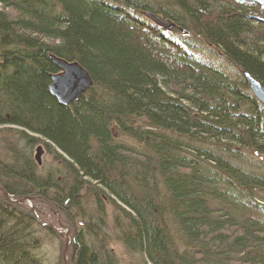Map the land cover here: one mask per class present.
I'll return each mask as SVG.
<instances>
[{"label":"trees","instance_id":"obj_1","mask_svg":"<svg viewBox=\"0 0 264 264\" xmlns=\"http://www.w3.org/2000/svg\"><path fill=\"white\" fill-rule=\"evenodd\" d=\"M160 3H166L159 10L174 21L179 39L197 41L182 69L153 58L121 10ZM260 42L264 0H0V185L18 196H38L33 202L39 218L59 211L55 216L70 226L75 240L66 252L70 264H119L115 253L104 252L106 229L125 220L137 224L138 243L148 251L138 264H264V105L241 74L249 72L264 89ZM198 44L220 63L199 60ZM47 50L82 64L99 91L92 86L76 102L59 103L48 89L57 69ZM128 111L140 112L149 126L143 138L155 151L145 159L156 172L173 175L168 183L157 175L143 184L139 168L129 169L123 141L110 135L112 116L122 115L116 121L119 138L136 125ZM32 133L59 146L53 159L76 183L83 176L96 180L95 197L90 187L74 184L79 194L87 188L85 198L65 201L71 186L56 172L42 181L44 172L33 166ZM222 149L228 157L218 155ZM101 194L116 201H102ZM235 196L239 209L232 215L220 201ZM78 208L94 226L86 250L76 237L77 222L63 216ZM33 225L41 226L25 203L0 196V264H63L61 246L53 252L43 248L45 236L56 241L60 234L41 226L38 241ZM159 225L182 253L168 252L154 229ZM120 231L111 230L126 241L130 236Z\"/></svg>","mask_w":264,"mask_h":264},{"label":"bare ground","instance_id":"obj_2","mask_svg":"<svg viewBox=\"0 0 264 264\" xmlns=\"http://www.w3.org/2000/svg\"><path fill=\"white\" fill-rule=\"evenodd\" d=\"M166 3H160V7H154L151 9H135L133 7L130 6H121V10H123L124 14L128 17H130L131 19H133V26L135 28H137L141 33V39H137L139 42L142 43V45L144 46V49L148 51V53L153 56V58H155L157 61H159L160 63L162 62L163 64H165L167 67H169V69H174V68H184L186 60L184 57H186L187 55H189V51H191L193 49L194 44L197 42L195 41V39H179V35L178 33L174 30L175 23L174 21L165 16L163 13H161V11L159 9H161V7H164ZM148 13L152 14V15H156L158 17H160L161 19H167L171 22V32L170 29H167L165 26L158 24L156 21H154V19H152L151 16L148 15ZM169 32V33H167ZM146 39H143V38ZM199 41L204 40V39H198ZM260 45L264 46V42H260ZM47 59L49 61L52 62V64L55 66L56 69L57 65L54 63L56 62L54 58L57 59H65L62 56H59L57 54H55L53 51L47 50ZM54 57V58H53ZM68 60V59H67ZM54 61V62H53ZM68 61H76V60H68ZM78 62V61H77ZM57 63V62H56ZM79 69H84L91 81L93 82V91L96 93L99 91L100 87L98 83H95L94 85V80L91 76V74L89 73V71L78 62ZM188 68H190L189 64ZM194 67H199V65L194 64ZM201 69H204V67L201 65L200 66ZM1 70V68H0ZM55 72V71H54ZM52 72V73H54ZM1 77V75H0ZM153 78H155L156 83L160 84V74L155 73V77L153 76ZM68 85H71V87L75 86L78 87L80 89V94L77 96L76 99H74V102H76L80 97L84 96L86 93H88L89 90L92 89V87L85 85L82 82H76L75 80H69L67 81ZM50 85V83H49ZM49 85H48V89H49ZM160 86L162 87L161 89L164 88V86H162V84H160ZM241 85L238 87V89H241ZM90 94V93H89ZM233 94H238V91L234 89ZM54 96V95H53ZM178 95H175V97ZM55 97V96H54ZM56 98V97H55ZM177 98V97H176ZM128 116L131 115L132 119L135 121L136 125H132L129 129V132L124 134V138L122 135V138H120L123 141L124 144V150L126 155L129 157L130 162H129V169H133V168H139V179H141L142 183L144 184L148 179H154L155 176H159L161 179L163 178L164 183H168L169 182V178L171 176H173L171 173H168L167 175L163 174L162 171L160 172H156L154 170V168L150 165L147 164V159H145V157L147 156V153H154L155 148L151 145V143L149 141H147L144 137L146 132L150 131V128L148 125L143 124V117L142 114L140 112H127ZM122 115H115L112 116L110 119L113 120V122L110 123L109 125V132L110 135L112 137H116V130L118 129L117 126V122L118 120L122 119L121 118ZM7 122H5L4 124H6ZM142 123V124H140ZM2 124V121L0 120V125ZM3 124V125H4ZM140 124V125H139ZM139 126L142 129L145 130V132H141L144 130H140L137 129L136 127ZM119 130V129H118ZM136 130V131H135ZM143 133V134H142ZM34 140L33 143L37 144L39 141H43L45 143L46 149L53 155L56 156L57 155V150L59 148V146L52 141L51 139L47 138L45 135L43 134H39V133H35L34 134ZM34 144V145H35ZM22 146V145H21ZM36 146H40V144H37ZM34 147V146H33ZM31 148V151L34 150V148ZM36 150V149H35ZM32 154V153H31ZM60 154V153H58ZM36 155V153H35ZM61 155V154H60ZM218 155H220V157L224 158V157H228V153L227 151H225L224 149H222L220 151V153L218 152ZM236 156V154H232V158L231 160ZM33 159V166L34 168H36V172L38 171H43L44 172V176H42V181H46L47 175L52 173V172H56L60 175H62L64 178H66L67 182L70 184V188L67 192H65L63 195H66L65 201H69V199H73V201H82L85 198L84 193H78L76 191V189L73 187L74 184H78L79 186H83V187H90L93 188L94 186L97 185L96 180L93 181L92 179L88 178L87 176H83V172L80 171L78 172L79 176H83L82 183H76L74 177H72L71 174L68 173L67 170L63 169L58 163H56L54 161V159L50 158L49 162H45V163H40V160H38V158H36V156L32 157ZM40 159V158H39ZM77 167V169L80 170V168L75 165ZM144 167L143 169L140 170V167ZM100 171L104 172V169H101ZM104 176V175H103ZM147 177V178H146ZM152 177V178H151ZM123 181H126V177L124 178H120ZM132 179V178H130ZM130 179H128V182L130 181ZM98 181V179H97ZM99 182V181H98ZM257 185H254V187H256ZM130 187H131V183H130ZM247 190V192L253 193L256 191H261V189H248L245 188ZM233 193L235 192L236 189H232ZM123 191V189H122ZM253 191V192H252ZM0 192L2 194V196L8 200L7 196L4 194L6 193L7 195L10 194H14V193H9V191H7L2 185H0ZM246 192V193H247ZM25 195V194H22ZM29 195V194H27ZM246 196V195H245ZM245 196H242L245 198ZM32 201H38V196H31ZM43 201H48V199L46 197H48V195H40L39 196ZM247 197V196H246ZM124 199V194L122 196H120V199ZM118 201H121V200ZM233 200L238 201L240 200L239 196H235L232 197V199H226L225 201H220V207L222 209H225V211L227 213L230 214H235L236 211L239 209L236 204L233 202ZM84 213V211L81 208H78L77 210H72V211H68L65 214L63 213L64 217H73V219L77 222L76 225L77 227L80 229L81 233L78 234L76 237L77 239L82 242L83 244L80 245V248H85L86 250V244L88 242V240L91 237V233L90 231L93 230L94 226H90L89 224H87L86 221L83 220V217L81 216V214ZM88 220L90 219L89 216H87ZM240 218H241V223L243 224V222H245V218L243 216V213H240ZM109 223L110 219L108 220ZM112 221V220H111ZM137 221H141V223L143 224V220L141 218H138ZM116 227L120 228L121 231L123 232L125 235L126 233L128 234V237L126 239V241H122L120 239V237H117L113 232H111V230L115 229ZM32 228L36 231V237L37 240L40 241L43 239L42 237V233H41V226L39 225H33ZM156 234L158 236L159 239L162 240L163 244L165 245V247L167 248L168 252L172 255H174V253H182L184 251V249L179 246V242L175 241L174 238H172L171 236H168L165 234L164 232V225H159L154 227ZM66 230L68 232H70L72 234L71 228L70 226L67 225ZM103 234V233H102ZM105 235V234H103ZM106 245L104 247V252H106L107 250H111V246L113 245H122L123 247V251L125 252L126 258L129 259V264H135V260L136 258H143L146 256V252L147 249L144 246L139 245V241L137 239V224L125 220L122 224H117V223H113V225L110 227V229H106ZM56 241L58 242L59 246L64 247L66 244H71L73 243L75 240L68 238L67 236L64 235L60 236L57 235L56 236ZM166 241V242H165ZM178 242V243H177ZM143 252V253H141ZM208 253H211L210 251H206ZM108 255V254H107ZM71 254L68 252L66 254L65 257V262L64 264H70L71 262ZM39 264V263H38ZM148 264H153V263H148Z\"/></svg>","mask_w":264,"mask_h":264},{"label":"water","instance_id":"obj_3","mask_svg":"<svg viewBox=\"0 0 264 264\" xmlns=\"http://www.w3.org/2000/svg\"><path fill=\"white\" fill-rule=\"evenodd\" d=\"M149 16L154 19L158 24L165 26L167 29L171 28V22L167 19H161L158 16H154L150 13H148ZM54 58V57H53ZM56 59L54 62L57 65V68L59 69L58 72L50 75V85H49V92L54 95L59 103H62L64 105L69 104L71 101L77 98V96L80 94V89L78 87H71V85L66 84L69 80H75L76 82H82L87 86H90L92 84V81L88 75V73L84 69H79L78 62L77 61H68L66 59ZM243 77L250 87V90L252 91L253 95L262 103L264 104V89L261 86V84L251 76V74L247 71H243ZM36 158L39 160V155L41 152V147H36ZM6 196L9 197L6 193H4ZM13 201H16L15 199L10 198ZM28 199V196H23L18 198L17 200H24ZM66 236L69 238V232L66 231ZM69 244H66L64 246L63 251L66 250Z\"/></svg>","mask_w":264,"mask_h":264},{"label":"rangeland","instance_id":"obj_4","mask_svg":"<svg viewBox=\"0 0 264 264\" xmlns=\"http://www.w3.org/2000/svg\"><path fill=\"white\" fill-rule=\"evenodd\" d=\"M190 39H195V38H193V37H189ZM195 55L196 56H198L197 58L199 59V60H202V61H205V62H210V63H214V64H219L220 63V58L216 55V54H211V53H209L208 52V50H207V48H206V46H204V45H202V44H198V48H197V53H195ZM67 60V59H66ZM225 65H227L226 64V62H225V64L224 65H222V68L223 69H225V68H227ZM56 72V71H55ZM54 72V73H55ZM50 75H51V73H50ZM49 79H50V76H49ZM51 81V80H50ZM50 83V82H49ZM93 86V82H92V84L90 85V87H92ZM74 102V100L73 101H71L69 104H71V103H73ZM62 104V103H61ZM69 104H67V105H69ZM12 130L14 129L13 127L11 128ZM10 132H11V130H10ZM119 130L117 129L116 130V137L115 138H117V139H120L119 138ZM30 135H32L33 136V133L32 134H30ZM119 141H122V140H119ZM37 144H40L41 145V152H40V155H39V157H40V163H45L46 161L47 162H49L50 161V158H52L53 159V155L46 149V146H45V143L43 142V141H39ZM37 144H35L34 145V150L32 151V157L34 156L35 157V153H36V150H35V148L37 147L36 145ZM94 190H96V189H92L91 188V191H92V194H93V197H95V193L96 192H99V190H97V191H94ZM83 193H87V188L86 189H84L83 190ZM0 196H2V194H1V192H0ZM108 196H110V197H112L113 199H114V201H116L115 200V197H113L112 195H110V194H107V195H105V194H101L100 195V197H101V199H102V201H110L109 200V197ZM91 197V196H90ZM24 203L27 205V206H29V204H28V201H24ZM31 203H32V205H33V202L31 201ZM108 213H109V210H108ZM110 214V219H111V213H109ZM43 222H40V223H46V222H48V223H51L52 225H53V227H51V230L52 231H54V233H58V234H60L61 236H63L64 237V233H63V228H62V231L60 232L58 229H61V227L60 226H58V225H56L55 224V215H53V214H48V217H46L45 219H43L42 220ZM47 224V223H46ZM71 237V236H70ZM43 248L44 249H46V251H48L49 252V250H50V252H53V251H56V248L58 249L59 248V244L56 242V241H51L50 240V238L48 237V236H45L44 237V240H43ZM111 251L113 252V253H115L116 255H117V257L119 258V264H129V259H127L126 258V255H125V252L123 251V247H122V245H121V247H120V245H113V246H111ZM49 249V250H48ZM66 253H64L63 254V257H64V262H65V257H66V255H65ZM135 262H137V263H135V264H138V259L136 258V260H135Z\"/></svg>","mask_w":264,"mask_h":264}]
</instances>
